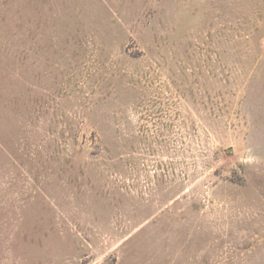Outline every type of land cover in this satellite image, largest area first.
I'll use <instances>...</instances> for the list:
<instances>
[{
	"label": "rangeland",
	"instance_id": "obj_1",
	"mask_svg": "<svg viewBox=\"0 0 264 264\" xmlns=\"http://www.w3.org/2000/svg\"><path fill=\"white\" fill-rule=\"evenodd\" d=\"M0 264H264V0H0Z\"/></svg>",
	"mask_w": 264,
	"mask_h": 264
}]
</instances>
